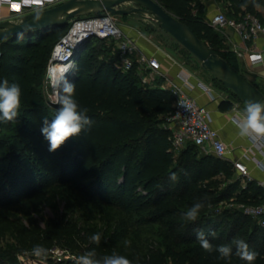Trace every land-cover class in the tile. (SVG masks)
Instances as JSON below:
<instances>
[{
  "label": "trees",
  "instance_id": "1",
  "mask_svg": "<svg viewBox=\"0 0 264 264\" xmlns=\"http://www.w3.org/2000/svg\"><path fill=\"white\" fill-rule=\"evenodd\" d=\"M218 1L229 7L226 14L230 17L239 19L252 12L264 23L254 7L264 0ZM160 3L245 75L237 54L225 45L217 46L224 44L223 39L206 20L204 6L195 13L192 0ZM71 24L0 40V81L17 83L22 90L16 121L0 120V208L60 187L80 193L93 204L120 207L138 215L144 223H161L182 236L181 241L173 243L168 235L170 243L165 248L132 259L131 264H227L218 253L208 254L201 249L196 239L200 230L206 235L215 233L207 235L214 245L241 237L254 245L250 250L259 253L254 264H264V225L237 207L260 203L264 188L247 178L245 186L235 191L240 181L226 183L236 173L233 163L200 151L196 144L173 150L170 130L164 125L175 110L174 95L158 84H143L137 61L127 70L117 67L119 51L113 40L108 46V39L94 37L99 40L98 46L91 38L75 52L76 64L67 79L75 84V99L88 109L92 123L55 152L48 150L41 128L43 119L51 120L57 109L48 105L40 84L47 75L55 44ZM213 85L229 94L222 107L245 104L214 76ZM173 173L175 180L171 179ZM226 199L231 206L219 209L217 205ZM196 201L204 208L196 221H186L183 214ZM245 217L254 219L246 229L240 222ZM224 222L231 227L229 233H216ZM0 264H5L1 256ZM230 264L246 262L233 254Z\"/></svg>",
  "mask_w": 264,
  "mask_h": 264
},
{
  "label": "rangeland",
  "instance_id": "2",
  "mask_svg": "<svg viewBox=\"0 0 264 264\" xmlns=\"http://www.w3.org/2000/svg\"><path fill=\"white\" fill-rule=\"evenodd\" d=\"M158 1L163 2V0ZM204 2L192 0L193 12L196 13L202 6H205ZM221 10L228 13L229 7L225 5ZM115 18L120 24L127 21L133 25L156 45L214 86L213 75L205 70L201 62L172 36L163 35L152 15L117 14ZM111 43V40H107L108 46ZM92 44L98 46L99 40L94 39ZM223 45L217 43L218 47H223ZM139 72L141 76L151 77L150 69L146 66L140 67ZM244 73L256 81L251 73ZM152 82L157 83L158 79H152ZM259 85L264 90V85ZM40 88L48 105L52 109H58L59 105L54 103L56 85H53L47 75L41 82ZM223 92L220 93L223 94ZM237 103L241 109L242 104ZM164 126H168V124L165 123ZM236 181H240V184L235 191L240 190L245 182L237 173H234L226 183L231 184ZM217 206L223 210L229 208L231 203L226 199ZM237 207H241L240 209L244 212L241 204H238ZM0 216V256L4 258L5 264H70L69 262H76V257L91 249L96 250L98 258L117 253L132 260L144 256L158 247L165 248L170 243L168 235H171L173 243L182 240L181 235L169 231L161 223H144L138 215L120 207L109 204L96 205L89 202L80 193L69 192L60 187L50 188L43 195L2 207ZM253 220L245 217L241 218L240 222L246 229L249 222H251L250 225H253ZM220 230L227 234L231 227L224 222L216 233ZM95 233L101 234L99 245L93 244L89 239ZM36 245L43 246L47 250V254L42 257L33 255L32 249ZM249 246L254 245L250 244ZM55 247L65 250L63 259H59L52 252Z\"/></svg>",
  "mask_w": 264,
  "mask_h": 264
},
{
  "label": "built area",
  "instance_id": "3",
  "mask_svg": "<svg viewBox=\"0 0 264 264\" xmlns=\"http://www.w3.org/2000/svg\"><path fill=\"white\" fill-rule=\"evenodd\" d=\"M64 0H0V17L1 8L7 5L10 13L13 16L20 17L22 14L36 10L52 7ZM206 20L216 28L217 31L224 34L228 29H233L241 38L242 41L248 42L256 39L258 36L264 37V23L258 15L252 12H246L237 19L230 17L226 12L217 10L213 15L207 16ZM81 26L80 31H76V27ZM93 37L113 40L119 51V58L115 61V65L123 70L130 69L134 62L139 63V68L146 66L150 69L151 77H142V83L155 85L152 79L160 73L161 60L158 56L152 55L149 57L138 54V47L132 37H130L116 20L115 15L110 12L102 14H91L73 19L68 32L55 44L52 59L48 67V79L56 85V81L62 75L68 76L75 67V52L80 46L86 42V39ZM85 38V39H84ZM238 55L242 53L239 50H234ZM167 56L174 62L180 63L185 70L188 68L176 60L173 56L167 53ZM248 60L251 64L262 62L263 56L260 52L248 54ZM56 64L66 65L65 70L57 78L52 77L53 68ZM145 64V65H144ZM189 77L184 75V84H187ZM206 90L213 96V87L209 84H204ZM169 90L175 97V110L168 116L167 123L170 130V141L173 150L179 151L188 143L196 144L204 153L213 154L215 156L228 160L231 152L229 143L222 137L221 133L212 125V118L209 109L205 105H201L191 96L184 86L171 84ZM235 109H238V103H235ZM259 148L264 146V141H254ZM256 165L261 166L262 160L253 158ZM235 170L243 175L250 176L248 165L241 159L231 161ZM264 188V180L258 182ZM244 212L258 220L261 225H264V198L258 204L242 205ZM52 252L59 259L65 256V250L55 247Z\"/></svg>",
  "mask_w": 264,
  "mask_h": 264
},
{
  "label": "clouds",
  "instance_id": "4",
  "mask_svg": "<svg viewBox=\"0 0 264 264\" xmlns=\"http://www.w3.org/2000/svg\"><path fill=\"white\" fill-rule=\"evenodd\" d=\"M21 96L22 90L17 83H9L7 79L0 81V120L16 121L21 107ZM54 103L59 105L55 116L51 120L44 118L41 128V133L49 144L50 152L58 150L69 139L79 137L92 123L87 115L88 109L82 108L75 99V84L69 81L66 75H62L56 81ZM231 122L238 130L240 137L251 141H264V101H246L243 111L237 112ZM171 179H176L174 173ZM203 208L204 204L196 201L186 210L183 218L194 222L199 218ZM207 235L214 236L215 233ZM207 235L203 230L196 234L201 249L208 254L218 253V258L226 261L227 264H230L233 254L246 264H254L259 255L255 250H250L249 244L243 239L234 238L230 243L214 245ZM89 239L93 244L99 245L101 234H92ZM32 254L42 257L47 254V250L41 245H36L32 249ZM76 264H131V261L126 256L117 253L98 258L96 250L91 249L76 257Z\"/></svg>",
  "mask_w": 264,
  "mask_h": 264
},
{
  "label": "crops",
  "instance_id": "5",
  "mask_svg": "<svg viewBox=\"0 0 264 264\" xmlns=\"http://www.w3.org/2000/svg\"><path fill=\"white\" fill-rule=\"evenodd\" d=\"M202 1L204 2V0ZM204 3L206 17L213 15L217 10L225 7L224 3L218 0H205ZM254 7L261 14L264 21V2H256ZM5 19L18 21L19 17L13 16L10 13L8 6L4 5L1 8L0 20ZM120 26L124 32L135 40L138 47L137 55L139 57L156 55L161 60L160 73L156 76L158 82L154 83L155 85L158 84L164 89H169L171 84L182 85L186 91L197 100L198 103L205 105L209 109L212 118V125L218 129L222 137L230 145L231 152L229 153L228 160L232 161L234 159H241L249 167V177L243 176L235 170L239 177L242 178L243 182L246 183L247 178L257 182L264 180V146L259 148L254 141H251L248 138L240 137L238 130L231 122L237 112L243 111L245 104L241 105V109L239 107L238 109H235V104L232 108L222 107V101H225V99L229 96L226 91L217 86L211 85L213 87L214 94L213 96L210 95L204 85L209 83H207L199 74L191 71L189 68L187 71L180 63L171 60L167 56V52L164 49L156 45L149 37L145 36L133 25L127 23V21L120 24ZM220 34L225 46L233 51L237 49L242 53L241 55L237 54L241 63V68L245 72L251 73L257 82L253 81L258 85H264V37L258 36L254 40L244 42L233 29H228L226 34L222 32H220ZM253 52H260L262 54V62L255 64H251L249 62L248 54ZM184 75L189 77L187 84H184ZM142 77L143 76H141V81ZM260 88L262 89L261 86ZM222 91H224L223 94L220 93ZM254 157L261 159L263 164L261 166L256 165L254 163ZM243 186H245V184H243Z\"/></svg>",
  "mask_w": 264,
  "mask_h": 264
},
{
  "label": "water",
  "instance_id": "6",
  "mask_svg": "<svg viewBox=\"0 0 264 264\" xmlns=\"http://www.w3.org/2000/svg\"><path fill=\"white\" fill-rule=\"evenodd\" d=\"M106 12L114 15H152L163 35H170L178 41L201 62L205 70L233 90L244 103L249 100L264 101V92L259 87L158 0H64L46 9L24 13L18 21L0 20V40L19 33L67 24L80 16Z\"/></svg>",
  "mask_w": 264,
  "mask_h": 264
},
{
  "label": "bare ground",
  "instance_id": "7",
  "mask_svg": "<svg viewBox=\"0 0 264 264\" xmlns=\"http://www.w3.org/2000/svg\"><path fill=\"white\" fill-rule=\"evenodd\" d=\"M81 29H82L81 26L76 27V31H80ZM65 68H66V65L64 67V64H56V66L53 68V74L51 76L58 79V77L60 76V74H62Z\"/></svg>",
  "mask_w": 264,
  "mask_h": 264
}]
</instances>
